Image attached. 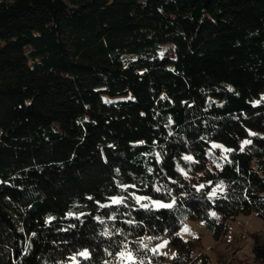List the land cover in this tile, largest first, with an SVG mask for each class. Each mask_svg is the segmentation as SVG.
Instances as JSON below:
<instances>
[{
  "label": "trees",
  "instance_id": "16d2710c",
  "mask_svg": "<svg viewBox=\"0 0 264 264\" xmlns=\"http://www.w3.org/2000/svg\"><path fill=\"white\" fill-rule=\"evenodd\" d=\"M251 213L264 0H0V264H212L182 224Z\"/></svg>",
  "mask_w": 264,
  "mask_h": 264
},
{
  "label": "rangeland",
  "instance_id": "374dc122",
  "mask_svg": "<svg viewBox=\"0 0 264 264\" xmlns=\"http://www.w3.org/2000/svg\"><path fill=\"white\" fill-rule=\"evenodd\" d=\"M221 220L222 216L218 211H211ZM189 229L185 231L184 229ZM264 233V218L255 213L238 214L225 223V228L218 236L206 226L200 218L186 220L179 229V235L184 239L200 237V247L196 253H205L209 256L212 264H255L253 254L252 232ZM165 242H167L165 244ZM161 245H163L161 247ZM156 249L165 256V262L169 264L175 254V249L168 239H163L156 245ZM118 253L116 259L119 263L128 260L125 255Z\"/></svg>",
  "mask_w": 264,
  "mask_h": 264
},
{
  "label": "snow or ice",
  "instance_id": "6c2138e0",
  "mask_svg": "<svg viewBox=\"0 0 264 264\" xmlns=\"http://www.w3.org/2000/svg\"><path fill=\"white\" fill-rule=\"evenodd\" d=\"M246 143H250V142L246 141ZM214 147H219V145H214ZM184 159H186V160H191L192 157H190V156H189V157H184ZM200 187L203 188L204 185H200ZM221 190H222V189H221ZM211 195H212V196H215V195H216V192L213 191V192L211 193ZM145 199H149V198H146V197H137V201H138V202H139L140 200H145ZM112 203H113V204H121V203H123V199H122V198H113ZM152 205H153L154 207H156V208H171V207L173 206L172 204H165V203H162V202H159V201H152ZM140 206H141L142 208H148V207H149L148 204H141ZM212 215L215 216V213H212ZM184 230H185V231H188L189 229L185 228ZM105 235H108V233H105ZM166 243H167V242H165V244H166ZM162 246H163V245H161V247H162ZM144 247L147 248V245L145 244ZM152 251L155 252L156 249L154 248V249H152ZM80 255L83 256V257H88L89 253H88L87 251H84V252H81ZM120 255H121L122 257H124V256L126 255L130 261H131V260H134V257H133V255H132L131 252H127V253L122 252V253H120ZM73 259H75V257H74ZM141 264H143V262H141Z\"/></svg>",
  "mask_w": 264,
  "mask_h": 264
}]
</instances>
